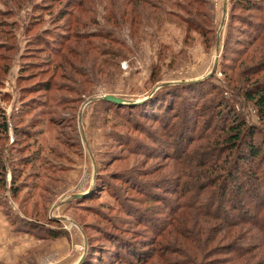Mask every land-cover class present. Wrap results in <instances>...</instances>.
Here are the masks:
<instances>
[{"label":"rangeland","instance_id":"1","mask_svg":"<svg viewBox=\"0 0 264 264\" xmlns=\"http://www.w3.org/2000/svg\"><path fill=\"white\" fill-rule=\"evenodd\" d=\"M75 1L0 0V264H183L173 247L183 223L170 226V214L194 196H179L183 185L195 186L174 158L186 145L207 164L223 159L214 147L228 119L218 118L226 111L218 102L228 98V74L264 83L263 71L237 67L264 9L226 0L221 25L223 0H204V16L141 2L134 22L112 28L105 8L124 0H91L82 13ZM104 94L135 103L117 106ZM232 108L264 154V122L250 103ZM253 165L258 180H239L261 198L264 162ZM233 180L220 202L252 207L245 193L235 198Z\"/></svg>","mask_w":264,"mask_h":264},{"label":"trees","instance_id":"2","mask_svg":"<svg viewBox=\"0 0 264 264\" xmlns=\"http://www.w3.org/2000/svg\"><path fill=\"white\" fill-rule=\"evenodd\" d=\"M125 1L128 0H124L118 6L112 5L111 9L104 7L107 13H104L103 20L106 24L109 21L112 22V28L117 22L121 21L120 24H122L127 17L134 22V15L139 10L138 4L141 2L162 10L160 1H164L188 16L202 14L201 5L204 2V0H171V2L169 0H136L134 9L129 10L125 6ZM238 1L244 9H264L250 0ZM91 3V0H77L74 2V7L77 8V12L82 13L87 7L89 8ZM76 17L78 18V13L74 14L72 19ZM183 20L188 26L191 23L188 18H183ZM193 24L206 38V33L201 28L203 26ZM79 25L82 26V22H79ZM104 31H106L105 34L110 33L109 28L102 30ZM249 37L246 44H241L243 48L239 51L238 59L240 57L242 59L237 67L238 65L241 68L245 67L243 74L255 76L261 71L264 72V23L253 25ZM202 91L209 92L206 88H202ZM223 91L228 98L220 100L218 107L220 109L224 106L226 111L219 110L217 114L218 118L223 117L228 119V122H224L225 124L218 130L220 146L214 147L218 154L221 150V154L225 153L223 159L219 162V159L217 161L215 159L207 164V160L201 158L202 151L194 153L193 149L186 145L174 158L181 165L184 178L188 176L192 181L195 191H190L187 183L184 184L178 195L185 197L193 192L194 196L182 200L179 206L180 211L174 208L170 214V218L174 219V223L170 226L176 224L177 217L178 222L180 220L185 224V226L176 225L175 232L179 233L182 238L177 241L179 245L173 243V247H178L179 255L184 259L183 264H264V194L261 198H257L254 194L256 187H250L248 182L239 180L242 177L247 181L258 180L257 170L253 164L263 163L264 154H260V148L251 143L255 133L254 128L250 127L245 119L239 117L232 108V106L235 107V103L244 101L250 103L258 121L264 122V83H260L257 78L243 81L240 75L235 77V75L228 74L227 84H224ZM115 105L122 107L127 104L115 103ZM7 126V122L4 121L3 129H7ZM246 148L248 152L245 154ZM243 163H248L250 169L246 168ZM1 167L3 165L0 159ZM231 178L234 179L235 186H229V189L235 194V198H237V193L238 196L245 193L249 200H254L252 207L245 209L242 205L243 201L240 202L238 199H232L223 204L220 202L224 190L228 187L226 181ZM11 185L14 186V194L17 193L18 189L15 188V184L11 182ZM211 219L215 223L209 225Z\"/></svg>","mask_w":264,"mask_h":264},{"label":"water","instance_id":"3","mask_svg":"<svg viewBox=\"0 0 264 264\" xmlns=\"http://www.w3.org/2000/svg\"><path fill=\"white\" fill-rule=\"evenodd\" d=\"M223 6H222V18H221V25L224 21V18L226 16V0H223L222 2ZM219 39V36L217 37V40ZM215 50H216V57H217V50H218V41L216 42V47H215ZM214 59V64L212 66V69L210 70V72H208L207 76L210 75L214 70H215V67H216V58ZM157 87H155L153 89V91L156 89ZM101 99H104V100H108V101H111V102H115L117 104H133L135 103V101H130V100H127V99H124L122 97H119V96H116V95H113V94H104L102 95L101 97H99ZM95 98H91V100H94ZM82 195V194H80ZM79 196V195H78ZM65 217H62V219H64Z\"/></svg>","mask_w":264,"mask_h":264}]
</instances>
